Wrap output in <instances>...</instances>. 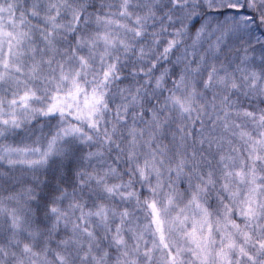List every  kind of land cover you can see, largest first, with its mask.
Returning a JSON list of instances; mask_svg holds the SVG:
<instances>
[{
    "label": "snow or ice",
    "instance_id": "snow-or-ice-1",
    "mask_svg": "<svg viewBox=\"0 0 264 264\" xmlns=\"http://www.w3.org/2000/svg\"><path fill=\"white\" fill-rule=\"evenodd\" d=\"M0 264H264V0H0Z\"/></svg>",
    "mask_w": 264,
    "mask_h": 264
}]
</instances>
